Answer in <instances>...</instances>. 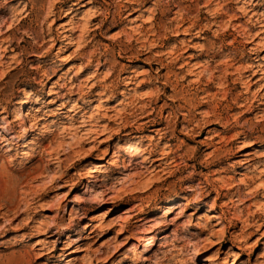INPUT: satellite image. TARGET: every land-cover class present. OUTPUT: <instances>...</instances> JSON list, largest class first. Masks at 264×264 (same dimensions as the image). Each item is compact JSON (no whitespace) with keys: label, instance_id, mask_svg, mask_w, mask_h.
<instances>
[{"label":"rangeland","instance_id":"rangeland-1","mask_svg":"<svg viewBox=\"0 0 264 264\" xmlns=\"http://www.w3.org/2000/svg\"><path fill=\"white\" fill-rule=\"evenodd\" d=\"M260 219L264 0H0V264H264Z\"/></svg>","mask_w":264,"mask_h":264},{"label":"bare ground","instance_id":"bare-ground-1","mask_svg":"<svg viewBox=\"0 0 264 264\" xmlns=\"http://www.w3.org/2000/svg\"><path fill=\"white\" fill-rule=\"evenodd\" d=\"M132 3V2H131ZM128 4V3H127ZM77 5V4H76ZM137 5V4H136ZM83 6V5H82ZM132 7V6H131ZM97 16V15H96ZM187 30V29H186ZM187 32V31H186ZM61 34V33H60ZM66 37V36H65ZM62 41V40H61ZM126 79V78H125ZM52 95L53 94H47V96H48V98L49 97H52ZM30 97H31V95L27 92V93H25V96H24V98H23V102L20 104L21 106H20V108H19V112L20 113H22V116L24 115V112H25V110L26 109H28L29 108V100H30ZM242 107V106H241ZM40 129H44V126H41V128ZM22 136H21V138H20V141H27L28 140V138H29V136H30V133H29V131L28 130H24L23 132H22V134H21ZM139 144H137L136 142L135 143H130V144H124V145H122V144H120V143H116L115 144V146H114V148H119V147H123V150L126 152V154L127 155H131V154H133V153H135L136 151H138V148H139ZM167 146V145H166ZM37 147V145L36 144H33V146L31 147V148H28V150H25L24 152H23V154H22V156L24 157V156H28V151H31V150H33L34 148H36ZM167 148V147H166ZM163 160V158H161V159H159L158 160V162H160V161H162ZM100 168V165H98V164H93V166H91L90 167V170H98ZM99 172V171H98ZM93 173V172H92ZM175 201H178V199L177 198H175L174 200H173V202H175ZM104 215V214H103ZM107 215V214H106ZM98 217H100V216H96L94 219H96V218H98ZM258 221H261L262 223H264V219H260V220H258ZM83 225H85V224H83ZM91 227H92V223H89V224H86V226H84V228H82V230H81V233H83L84 234V232H86V231H88V230H90L91 229ZM264 239V233L262 234V236H261V240H263ZM154 240H155V237H150V238H148V240H147V242H145V245H144V247H143V249H142V252L141 253H148L149 252V250H150V247L154 244ZM72 254H75V252L73 251V249L72 248H68V252H67V257H70ZM241 259V258H240ZM239 258H234L233 259V261H231L230 263L231 264H238L240 261ZM148 261V260H147ZM223 263L222 264H227L228 262H227V260H224V261H222Z\"/></svg>","mask_w":264,"mask_h":264}]
</instances>
